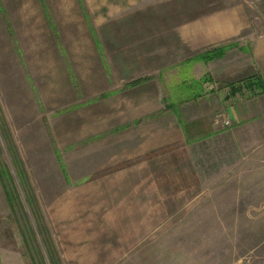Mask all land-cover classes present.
Masks as SVG:
<instances>
[{
	"label": "rangeland",
	"instance_id": "374dc122",
	"mask_svg": "<svg viewBox=\"0 0 264 264\" xmlns=\"http://www.w3.org/2000/svg\"><path fill=\"white\" fill-rule=\"evenodd\" d=\"M16 2L0 0V264H264V174L191 202L180 148L151 146L148 126L118 127L99 100L58 99L43 70L34 76ZM195 149L182 155L202 156L200 172L237 158Z\"/></svg>",
	"mask_w": 264,
	"mask_h": 264
},
{
	"label": "crops",
	"instance_id": "0c3cea01",
	"mask_svg": "<svg viewBox=\"0 0 264 264\" xmlns=\"http://www.w3.org/2000/svg\"><path fill=\"white\" fill-rule=\"evenodd\" d=\"M16 4L11 20L18 22L16 38L34 76L43 70L58 99L99 100L118 127L148 126L159 135L151 146L180 148V188L192 182L191 202L232 189L228 181L264 174V0ZM59 78L71 88L61 90ZM217 112L230 119L229 128L212 123ZM198 147L231 149L237 158L209 159L223 167L200 172L202 156L199 165L197 156L182 155ZM147 153L143 158L152 160Z\"/></svg>",
	"mask_w": 264,
	"mask_h": 264
},
{
	"label": "built area",
	"instance_id": "2783aa9c",
	"mask_svg": "<svg viewBox=\"0 0 264 264\" xmlns=\"http://www.w3.org/2000/svg\"><path fill=\"white\" fill-rule=\"evenodd\" d=\"M213 123H220L223 127L230 126L229 121L226 120L221 112H218L214 115ZM240 264H249L248 260L240 262Z\"/></svg>",
	"mask_w": 264,
	"mask_h": 264
},
{
	"label": "trees",
	"instance_id": "16d2710c",
	"mask_svg": "<svg viewBox=\"0 0 264 264\" xmlns=\"http://www.w3.org/2000/svg\"><path fill=\"white\" fill-rule=\"evenodd\" d=\"M212 56H209L208 58H211ZM203 81V80H202ZM250 85H252L251 83H249ZM260 88L262 89L263 87L262 86H260ZM0 176H1V174H0Z\"/></svg>",
	"mask_w": 264,
	"mask_h": 264
}]
</instances>
